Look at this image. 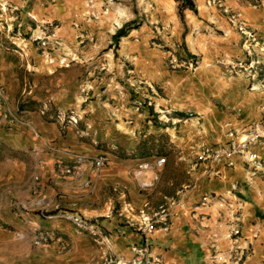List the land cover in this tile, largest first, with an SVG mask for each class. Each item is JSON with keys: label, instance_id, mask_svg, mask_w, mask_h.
I'll return each mask as SVG.
<instances>
[{"label": "crops", "instance_id": "crops-1", "mask_svg": "<svg viewBox=\"0 0 264 264\" xmlns=\"http://www.w3.org/2000/svg\"><path fill=\"white\" fill-rule=\"evenodd\" d=\"M194 2L197 13L184 11L186 30L180 18L174 16L165 41L172 45L184 42L188 52L196 56L197 66L170 70L154 57V51L144 49L147 61L136 68L142 80L163 90L164 96L160 99L151 95L156 106L166 113H174V119L179 122L166 127L171 147L161 157L162 166L145 174V179H153V185L140 191L135 171L145 159L126 158L134 152L140 136L131 145L117 138L134 135L141 120L119 118L108 123L101 135L96 128L91 129V100L87 102L80 96L79 78H75V86H72L74 82L58 85L43 100L51 102L61 113L71 109L80 124L66 125L61 132L57 123H40L39 131L43 134L40 146L52 147L53 152L43 154L44 161L35 177L39 182L26 186L24 195L29 198L23 203L26 212L18 220L23 223H7L14 228L13 234L0 236V249L6 250V255H0V264H101L109 250L129 259L133 247L145 239L151 254L163 264H229L235 227L240 230L239 242L250 248L243 264H264V178L248 179L241 159L236 156L231 159L232 165L200 160L197 156L201 146L237 140L243 129L264 117V87L254 83V89L249 90V79L227 72L229 64L245 58L241 35L228 15L211 0ZM222 4L264 40V0H223ZM166 54L169 56L170 52ZM261 59L264 61V52ZM176 112H190L192 117L182 119ZM84 114L88 115L85 123L82 122ZM75 133L88 134L90 138L80 140ZM69 134L77 136L76 140L68 138ZM101 142L110 150L114 148L113 152L106 153L107 166L95 170L84 163L75 177L61 178L57 174L55 162H73L80 147L97 151V144ZM254 150L264 160V141ZM87 180L91 181L89 187L85 185ZM205 195L242 201L239 219L221 212L214 201L197 206ZM174 197L181 204L173 208L168 232L155 230L145 235L133 226L132 220L139 218L140 211L150 213ZM42 210L49 215L42 217ZM61 213L94 219L105 238L77 231ZM6 220L14 221V218L8 214ZM33 225L62 235L67 242L66 250H60L55 243L33 245Z\"/></svg>", "mask_w": 264, "mask_h": 264}, {"label": "rangeland", "instance_id": "rangeland-1", "mask_svg": "<svg viewBox=\"0 0 264 264\" xmlns=\"http://www.w3.org/2000/svg\"><path fill=\"white\" fill-rule=\"evenodd\" d=\"M176 15L174 0H0V88L5 92L0 100V236L13 234L14 228L7 223H23L16 211L29 199L24 195L26 186L39 182L35 177L43 154L53 152L52 147L40 146V123H57L61 132L66 125L80 124L77 115L76 123L69 122L75 115L71 109L62 114L43 100L58 85L74 82L75 86V78H79L80 96L91 100V129L96 128L101 135L108 123L119 118L141 120L134 135L117 137L131 145L140 136L134 152L126 158L154 161L170 151L171 136L166 127L179 122L174 113L156 106L151 95L160 99L163 90L142 80L136 68L147 61L144 49L154 51V57L170 70L197 66L198 60L193 67L173 68L170 64L175 56L172 51L183 54L177 46L180 43L165 41ZM126 23L127 36L115 43L113 34ZM226 70L246 77L228 67ZM254 87L250 81L249 90ZM189 113L181 118H189ZM87 117L82 116L83 123ZM75 135L80 140L90 138L88 134ZM104 145L98 143L97 151L80 147L75 155L106 157L114 148ZM8 214L14 221L6 220ZM1 254L6 255L5 248L0 249Z\"/></svg>", "mask_w": 264, "mask_h": 264}, {"label": "built area", "instance_id": "built-area-1", "mask_svg": "<svg viewBox=\"0 0 264 264\" xmlns=\"http://www.w3.org/2000/svg\"><path fill=\"white\" fill-rule=\"evenodd\" d=\"M223 0H211V3L223 10L228 15L229 21L237 29L242 38V45L245 48L244 60H238L235 63H231L228 66L230 72L243 73L252 82V88L254 83H258L260 87H264V61L261 59V53L264 52V40L261 36L238 21L235 13L226 10L222 4ZM196 61L191 58L187 60H178L175 56H172L170 64L175 67H193ZM4 89L0 88V100L4 99ZM192 117V113L188 114ZM69 122L76 123V119L72 116ZM264 141V117L257 123L251 124L243 129L238 135L237 140H232L222 144H215L211 146H201L199 154H197L200 160L204 161H224L227 164L232 165V157H239L242 165L246 170L247 178L252 179L254 177L264 178V160L254 150V147ZM84 163H88L95 170H99L107 166L108 159L105 156H83L77 155L73 162L65 163L63 161H57L56 172L61 178L75 177L81 170V166ZM163 164L162 158H156L154 161H142L140 162L135 171V175L138 178V186L140 191H144L148 187L153 185V179H145V174L152 171L156 167H161ZM87 187L91 186V181L85 182ZM236 189V185L233 186ZM214 201L218 205L221 212H228L234 220L239 219L243 210V202L239 199H232L231 197H221L215 195H205L202 197L200 205H206ZM181 204V201L177 198H171L161 204L156 210L147 213L144 210L139 212V218L132 220L133 226L137 230L142 231L145 235L155 231L161 230L168 232L171 227V218L173 215V208ZM196 206V207H197ZM196 207L194 213H196ZM26 211V205L22 204L18 206L16 211L17 216H22L23 211ZM130 211L125 210V212ZM42 217H47L49 214L42 210L40 212ZM61 217L68 220L74 228L79 232L88 233L96 238H105L103 231L97 221L89 219L85 216L74 213H61ZM201 217V218H200ZM199 218L202 220L203 217ZM1 226V223H0ZM32 243L35 246L41 247L52 243L58 245L60 250H66L67 242L62 235L58 234L54 230L42 229L36 225L32 226ZM240 230L235 227L232 230V249L231 258L229 264H243L245 259L250 253V248L247 245H242L240 242ZM132 256L129 259H123L113 251L109 250L103 257L101 264H163L159 257L151 254L150 245L145 241L139 245H136L132 249Z\"/></svg>", "mask_w": 264, "mask_h": 264}, {"label": "trees", "instance_id": "trees-1", "mask_svg": "<svg viewBox=\"0 0 264 264\" xmlns=\"http://www.w3.org/2000/svg\"><path fill=\"white\" fill-rule=\"evenodd\" d=\"M174 1L177 3L178 17L180 18L181 22L184 25V29L186 30L185 21H184V11L186 9H189V10L193 11L194 13H197L196 4H195L194 0H174ZM258 1H260V0H258ZM128 26H129V23L124 24L122 27L117 29V31L113 34L112 38H113V41L115 43H117L120 40V38L127 36V27ZM177 46L183 52V54H181L179 51H175V52L172 51V53H174L175 57L178 60H180V59L187 60L189 58H191L193 61L197 60L196 56H194L190 52H188L184 42L177 44ZM194 65H195V63H194ZM151 114H152V110H151ZM175 114L178 116H181V117L185 115L182 112H176Z\"/></svg>", "mask_w": 264, "mask_h": 264}]
</instances>
